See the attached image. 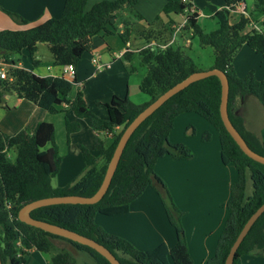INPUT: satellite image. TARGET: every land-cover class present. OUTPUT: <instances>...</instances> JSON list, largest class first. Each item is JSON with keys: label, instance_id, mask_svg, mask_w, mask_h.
<instances>
[{"label": "trees", "instance_id": "1", "mask_svg": "<svg viewBox=\"0 0 264 264\" xmlns=\"http://www.w3.org/2000/svg\"><path fill=\"white\" fill-rule=\"evenodd\" d=\"M244 1L247 0H224L225 5L212 14L217 28L206 31L198 22L193 0H166L162 12L139 29L147 40L157 43L155 46L147 45L138 52L142 64L147 66L140 88L150 98L144 103H136L129 96L114 95L109 102L97 101L98 105L108 110V118H102L89 107L80 89L73 93L75 79L70 80L63 73L40 75L34 69L20 65L12 55L24 53L38 66L40 61L36 54L39 45L46 43L55 66L77 67L84 53L90 51L94 36L116 32L124 42L128 41L133 30L131 20L125 19L123 31H116L112 29L116 28L114 19L124 9H128L130 16L137 20L144 19L135 8L138 0H100L89 8L88 0H65L60 16L33 25H28L30 21L20 14L8 11L17 23L26 27L0 29V54L7 71L6 77H0V107H8L6 99L10 93L54 114L64 111L63 104H67L78 117L88 118L98 133L91 148L79 144L86 163L83 174L65 186H55L53 177L61 168L63 155L55 138L54 124L42 120L33 129L23 128L14 134L0 128V251L3 264H25V256L33 248L51 254L47 264H78L71 250L55 242L57 238L88 253L93 262L86 264H112L89 245L20 220L19 210L24 204L44 196L95 193L125 126L161 93L201 69L196 60L185 52L186 47L177 43V15L182 14L186 18L182 31H191L198 37L201 46L213 47V67L223 69L230 81L228 107L231 120L251 148L264 155V140L250 130L243 115L237 113L238 99L248 94L255 95L264 105V77L258 79L253 69L245 76H239L234 64L238 51L245 44L264 57V28L259 31L249 27L252 19L260 20L259 17L264 16V0H257V6L250 15L240 13V16L234 17L236 6ZM161 44L168 45L162 47ZM129 53L127 51L126 55ZM221 93V81L216 75L196 80L175 93L134 131L111 184L99 201L44 205L33 209L32 216L95 238L123 264H195L182 222L184 212L176 204L164 179L155 171L156 161L164 155L177 159H188L194 155L185 142H172L170 132L179 114L195 111L217 129L223 162L234 164L238 170L237 180L231 184L229 216L217 242L216 252L207 261V264H225L244 224L264 202V163L248 156L226 128L220 113ZM66 127L70 141L71 133L80 128V121L67 119ZM118 127L121 128L118 130ZM188 133L195 134L196 129L189 127ZM107 135L112 136L111 141L105 138ZM202 137L204 141H210L212 133L207 130ZM149 186L156 187L168 218L176 229L177 243L173 247L161 242L153 248L141 249L96 221L99 212L109 215L127 212L131 203ZM17 240H20L19 245ZM256 248L264 252V212L241 242L234 264L243 254Z\"/></svg>", "mask_w": 264, "mask_h": 264}, {"label": "crops", "instance_id": "2", "mask_svg": "<svg viewBox=\"0 0 264 264\" xmlns=\"http://www.w3.org/2000/svg\"><path fill=\"white\" fill-rule=\"evenodd\" d=\"M98 1L100 0H88L87 8ZM64 2L65 0H0V29L26 27V25L17 23L8 11L20 14L30 21L28 25H33L50 17L60 16ZM193 2V9L199 17H212L215 10L225 5L224 0H193ZM165 3L166 0H138L135 8L144 17L140 20L129 18L128 9L122 10L114 19V27L116 28L112 29L123 31L124 20L130 19L133 30L128 41L124 42L116 32L94 36L90 51L84 53L77 67L55 66L49 48L50 55H47L45 60L40 53V46H48L46 43H40L39 45L36 54L37 59L40 61L38 66H35L31 58L24 53L19 55L14 53L12 57L18 60L20 65L34 69L40 75L63 73L66 78L75 79L73 93L80 89L89 107L102 118H108V110L98 105L97 101L109 102L114 95L129 96L134 101L130 81L133 77L132 74L138 76V64L142 65L138 52L151 43L140 33L139 29L152 22L162 12ZM256 6L257 0L252 3V10ZM207 8H209V11L205 10ZM244 11L249 15L251 13L248 10L246 1L236 6L234 17L240 16V13H245ZM179 16L182 17L181 20H179ZM259 18L260 20L253 19L249 27H252L253 23L261 25L262 16ZM175 19L178 23L177 27L183 24V28L186 24V18L182 14L177 15ZM182 28L177 31V43L184 45L186 48H191L194 46L193 33L188 30L182 31ZM245 46L248 45H243L240 53L245 50ZM121 51L124 52L122 56L116 57L114 55V52ZM127 51L130 52L129 55H126ZM252 53L257 52L251 47L245 51V62L249 59L248 55L251 56ZM92 56H98L99 63L109 65L98 68L97 64L92 61ZM236 58L235 67H237L236 71L239 76H245L253 69L258 79L264 77L263 60L259 62L258 66L257 64H249L245 68H239L236 65ZM255 58L260 60L256 56ZM1 59L0 54V61ZM195 60L199 63L198 58ZM131 68L136 70L132 71ZM238 100L240 105L237 110L243 115L247 127L264 140V105L253 94H248ZM6 103L8 107H0V128L7 133L14 134L23 128L33 129L42 120L54 124L55 138L58 123L63 129L69 148V157L75 156L79 159L77 169H80L79 172L74 170L68 173V177L61 176V168L66 166L63 158L59 172L53 177L55 186H65L83 174L86 163L83 155L80 157L79 144L82 143L91 148L94 136L98 133L88 118L78 117L73 110L69 109L67 104H63L64 111L56 114L51 113L14 93L7 95ZM67 119L80 121V128L71 133L70 141L67 135ZM189 127H194L196 133L189 134ZM207 130L212 133L210 141H204L202 137ZM111 135H107L105 138L111 141ZM170 140L172 142L184 141L192 148L194 155L188 159H177L164 155L156 161L155 171L164 179L176 204L184 211L182 222L195 264H207L208 259L216 252L217 242L229 216L228 202L231 196V184L237 180L238 170L234 164L223 162L222 147L217 129L208 119L195 111L182 112L176 117L174 127L170 132ZM71 151L75 153L72 155ZM70 166L72 167L73 164ZM189 170L193 171V177L190 176L192 173ZM166 214L159 193L149 186L138 199L131 203L127 212L112 215L99 212L96 215V221L108 231L129 239L141 249L153 248L161 242H166L169 247H173L177 243V232ZM69 250L74 253L73 249ZM75 251L84 252L81 250ZM25 257L26 263L31 262L32 259L31 264H37L36 262L47 264L51 259V254L33 248L28 251ZM237 264H264V252L260 248H256L243 254Z\"/></svg>", "mask_w": 264, "mask_h": 264}, {"label": "water", "instance_id": "3", "mask_svg": "<svg viewBox=\"0 0 264 264\" xmlns=\"http://www.w3.org/2000/svg\"><path fill=\"white\" fill-rule=\"evenodd\" d=\"M216 75L219 77L222 85V93H221V103H220V113L223 119V122L239 144V146L243 149V151L250 156L251 158L264 163V155L255 151L248 144L242 133L238 130V128L234 125L231 120L229 114V93H230V81L227 73L219 68V67H211L210 69H198L191 74H189L184 79L175 83L172 87L161 93L156 99L151 101L143 110H141L131 121L127 124L120 136V139L114 149L113 155L109 161L106 173L104 175L103 181L100 187L97 189L95 193L92 195H80V194H64V195H52V196H44L38 199L32 200L26 204H24L20 210L18 217L20 220L32 224L34 226L40 227L46 231L67 237L79 243H83L89 245L100 253H102L105 257L109 259L112 264H123L119 258L103 243L99 242L93 237L82 234L78 231L70 229L68 227L59 225L57 223H52L43 219H38L32 216L31 211L35 208L50 205V204H58V203H96L99 201L107 192L113 175L117 169L123 151L134 133V131L138 128V126L149 116L151 115L157 108H159L166 100H168L172 95L179 92L180 90L187 87L192 82L211 76ZM239 113V110H237ZM264 212V202L252 213V215L248 218L243 228L239 232L237 238L232 244L230 251L226 257L225 264H234L236 252L243 241L244 237L249 232L252 225L259 218V216ZM0 264H3V260L1 257L0 251Z\"/></svg>", "mask_w": 264, "mask_h": 264}, {"label": "rangeland", "instance_id": "4", "mask_svg": "<svg viewBox=\"0 0 264 264\" xmlns=\"http://www.w3.org/2000/svg\"><path fill=\"white\" fill-rule=\"evenodd\" d=\"M255 0H247L246 3H247V7H248V10L251 11L252 10V3L254 2ZM206 11H209V8L205 9ZM213 10V9H212ZM131 18H134L133 16H129ZM136 19V18H135ZM182 17L179 16V20H181ZM253 20V19H252ZM198 22L200 23V25L206 30V31H210V30H214L217 28V21L214 17H208V16H200L199 17V20ZM262 27L264 28V24H262ZM180 29V27H178V30ZM177 30V31H178ZM178 35V34H177ZM117 37V36H116ZM192 40H193V43H194V46H192L191 48H185V52L189 55H191L193 58L199 60V63H198V66L199 68L201 69H210L211 66L214 65V49L212 46H206V47H202L200 42H199V39L197 36L193 35L192 36ZM48 46H40V53L43 55V58L46 60V56L50 55V52L48 50ZM245 50H243V52L240 53V50L238 51L237 56L236 55V65L240 68H245V66H249V64H257V66L259 65V62H261L262 60L264 61V57L262 56V54L260 53H252L251 56L248 55V58L249 59H245L246 62L244 61V55H245V51H247V49H249V46H245L244 48ZM240 53V54H239ZM17 55V54H16ZM19 55V54H18ZM255 56L260 59V60H257L255 58ZM93 57V56H92ZM3 59H1L0 61V68L1 67H5L3 62H2ZM234 64H235V61H234ZM242 64V65H241ZM248 64V65H246ZM138 69H137V75H133L131 81H130V88H131V94H132V98L134 99L135 102L137 103H144V101H148L150 96L143 92L140 88V82H141V78H143L142 76H144V74L147 72V66L144 65V64H138ZM259 68V67H257ZM235 69L237 70V67H235ZM132 70V68H131ZM136 69L132 70V71H135ZM186 134H187V131H186ZM56 139L59 143V146H60V152L61 154L63 155V158L65 160V165L66 166H62L61 168V172H60V175L63 176V177H68L69 175H67L68 173L76 170L75 172H77L80 168L77 169V166L79 165V159H77L75 156H73L72 158H70L69 156V153H68V144L66 143V135L63 133V129H61V126L60 124L58 123L57 125V136H56ZM184 142V141H183ZM48 145L45 146V148H47ZM75 152H72L71 151V154L73 155ZM16 154L13 155V158H15ZM66 156V157H65ZM80 157H82V154L80 153ZM73 164V166L71 167L70 165ZM70 164V165H69ZM62 165V164H61ZM72 169V170H70ZM79 172V171H78ZM190 173H192L190 176H194L193 174V171L192 170H189ZM179 183V182H178ZM153 187L156 191V187L154 186H151ZM158 192V191H157ZM160 195V194H159ZM161 197V196H160ZM162 200V198H161ZM163 203V201H162ZM163 207L165 209V205L163 203ZM165 212H166V209H165ZM184 212V211H183ZM167 213V212H166ZM167 215V214H166ZM168 216V215H167ZM183 216V215H182ZM170 221V220H169ZM107 230V229H106ZM116 234V233H115ZM119 235V234H118ZM55 242L61 246V247H65L67 249H73L74 250V253L73 255L75 256V258L77 259V262L78 264H86V262L88 263H92L93 261L91 260V257L89 256V254L85 253V252H78V251H75V250H78L76 249L72 244H70L68 241L66 240H62V239H59L57 238L55 240ZM20 244V240H17V245ZM79 253V254H78ZM31 262H32V259H31ZM31 262H27L26 264H31ZM38 264V262H36ZM46 264V263H44Z\"/></svg>", "mask_w": 264, "mask_h": 264}, {"label": "built area", "instance_id": "5", "mask_svg": "<svg viewBox=\"0 0 264 264\" xmlns=\"http://www.w3.org/2000/svg\"><path fill=\"white\" fill-rule=\"evenodd\" d=\"M245 13H246V15H249L246 11H244ZM264 21V16H262V21L261 22H263ZM262 24L263 23H261V25H258L257 23H253V25H252V28H255V29H257V30H259V31H263L262 29H263V27H262ZM183 25V24H182ZM182 25H179V27L181 28L182 27ZM176 36H177V33H176ZM175 38V37H174ZM157 43L155 42V41H153L152 43H150L149 45H156ZM168 44H161V46L162 47H166ZM154 46H153V48H154ZM124 54V52L123 51H121V52H114V55L117 57V56H122ZM92 61L94 62V63H96L97 64V67L98 68H101V67H103L104 65H109V64H105V63H99V58H98V56H93L92 57ZM66 67H69V65H67ZM7 76V71H6V69L3 67V68H0V77H6Z\"/></svg>", "mask_w": 264, "mask_h": 264}]
</instances>
